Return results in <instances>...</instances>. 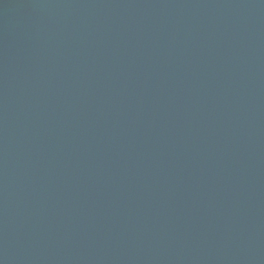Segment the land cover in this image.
Wrapping results in <instances>:
<instances>
[{"label":"water","instance_id":"95a60500","mask_svg":"<svg viewBox=\"0 0 264 264\" xmlns=\"http://www.w3.org/2000/svg\"><path fill=\"white\" fill-rule=\"evenodd\" d=\"M0 264H264V0H0Z\"/></svg>","mask_w":264,"mask_h":264}]
</instances>
